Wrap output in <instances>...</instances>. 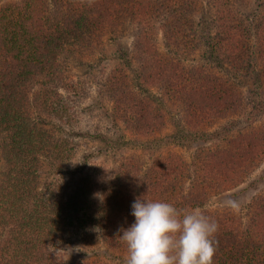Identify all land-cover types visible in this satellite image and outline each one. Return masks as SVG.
<instances>
[{"label": "trees", "instance_id": "trees-1", "mask_svg": "<svg viewBox=\"0 0 264 264\" xmlns=\"http://www.w3.org/2000/svg\"><path fill=\"white\" fill-rule=\"evenodd\" d=\"M200 1L20 0L0 9V264H63L57 244L97 239L127 251L121 234L135 221L136 198L167 201L181 213L198 209L213 219L218 225L213 264H264V194L254 198L245 217L207 204L215 192L237 185L264 153V135L255 131L238 134L226 148H203L191 162L168 154L146 167L140 156L125 155L110 173L102 166L85 168L66 185L48 175V166L62 171L79 148L70 135L40 124L45 115L67 125L77 118L60 92L78 83L65 73L62 58L90 54L118 25L133 36L138 79L177 104L188 124L198 127L240 107L228 81L175 58L176 51L199 46L195 13ZM252 2L207 1L217 49L234 65L255 31L264 64V0L259 4L263 17L253 21L246 14ZM160 32L175 50L171 57L157 47ZM99 78L116 119L128 131L146 136L165 128L155 99L141 95L125 74L113 69ZM72 264L108 263L98 258Z\"/></svg>", "mask_w": 264, "mask_h": 264}, {"label": "rangeland", "instance_id": "rangeland-1", "mask_svg": "<svg viewBox=\"0 0 264 264\" xmlns=\"http://www.w3.org/2000/svg\"><path fill=\"white\" fill-rule=\"evenodd\" d=\"M19 1L0 0V9ZM207 1L211 0H201L195 13L199 30V46L196 50L176 53L174 49L168 48L166 38L161 32L156 39L157 47L163 56L168 57H171L172 49L175 58L188 65V68L201 67L228 81L234 89L240 107L228 116L211 118L198 127L188 124L177 104L169 100L158 88L148 86L138 79L140 66L132 59L133 36L129 29L118 25L105 33L100 45L90 54L62 58V64L67 67L65 73L71 74L78 83L76 87L72 86L70 91L60 92L65 99L72 102L77 118L72 122L73 126L72 123L71 126L62 124L50 115H45V120L38 123L63 135H70L77 141L79 148L74 160L64 166L62 171L53 170L48 166V175L62 178L66 185L74 174L82 172L85 168L102 166L110 173L111 168L125 155L140 156L146 167L152 165L157 158L168 154L191 162L201 149L226 148L229 140L237 138L238 134L255 131L257 135H264V64L260 59V35L256 31L251 34L244 56L239 54L242 55L241 59H238L235 65L226 60L227 57L222 58L217 49L219 45L212 22L213 10ZM255 1L246 13L252 21L259 16L263 17L259 15L261 0ZM205 33H208L206 40L203 38ZM113 69L125 74L132 87L142 93L141 95L155 99L161 111L159 119L164 123L163 130L142 136L128 131L116 119L113 100L104 94L102 85L98 82L99 77ZM3 170L0 159V177ZM261 193L264 194V153L255 165L246 170L237 185L222 192H215L207 204L221 213L232 212L245 217L254 198ZM55 250L63 264L98 258L108 264H125L128 255V251L107 247L102 239L86 245L59 243Z\"/></svg>", "mask_w": 264, "mask_h": 264}, {"label": "clouds", "instance_id": "clouds-1", "mask_svg": "<svg viewBox=\"0 0 264 264\" xmlns=\"http://www.w3.org/2000/svg\"><path fill=\"white\" fill-rule=\"evenodd\" d=\"M131 215L135 221L121 234L125 264H213L218 225L200 210L181 213L170 202L136 198Z\"/></svg>", "mask_w": 264, "mask_h": 264}]
</instances>
